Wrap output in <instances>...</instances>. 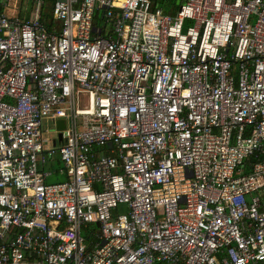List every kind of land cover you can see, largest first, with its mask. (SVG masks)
<instances>
[{
	"label": "built area",
	"instance_id": "built-area-1",
	"mask_svg": "<svg viewBox=\"0 0 264 264\" xmlns=\"http://www.w3.org/2000/svg\"><path fill=\"white\" fill-rule=\"evenodd\" d=\"M18 1L0 0V264H264V0H55L51 29L46 0ZM55 160L67 180L46 183Z\"/></svg>",
	"mask_w": 264,
	"mask_h": 264
},
{
	"label": "rangeland",
	"instance_id": "rangeland-1",
	"mask_svg": "<svg viewBox=\"0 0 264 264\" xmlns=\"http://www.w3.org/2000/svg\"><path fill=\"white\" fill-rule=\"evenodd\" d=\"M166 1V0H163ZM175 1V0H173ZM185 29V28H184ZM183 29V30H184ZM79 105L84 107L87 105V95L86 93H81L79 96ZM42 137L47 138L48 140H51L57 136L56 133V127L52 121H50L48 118H44L42 122ZM50 144L49 142L44 143V147H48ZM63 164L62 162L54 161L51 166L49 163H46L44 166L45 171H54L51 175L46 177V183H59L64 182L67 180L66 173H60L59 169L62 168Z\"/></svg>",
	"mask_w": 264,
	"mask_h": 264
},
{
	"label": "crops",
	"instance_id": "crops-1",
	"mask_svg": "<svg viewBox=\"0 0 264 264\" xmlns=\"http://www.w3.org/2000/svg\"><path fill=\"white\" fill-rule=\"evenodd\" d=\"M156 1H157V4L155 3V0H154L155 5L156 6L159 5L158 7H161L162 10L164 12H166V13H174L175 10H176V8H177V6H178V3H179V0H175V1H173V0H166L164 2H166L167 5L163 7V5H160L159 4L158 0H156ZM32 5L33 4H32V2L30 0H20V1H18L17 4H16V9L14 10L15 11V14L16 15L19 14L20 16L25 17V18L26 17H30L32 15V12H33L32 11L33 10ZM52 5L50 7L47 5L44 8L43 13H42V16H41V18H42L44 13H49V15L46 16V20L44 21V23H47V25H51L50 19H51V7H52ZM53 162L50 163V166H51V164Z\"/></svg>",
	"mask_w": 264,
	"mask_h": 264
},
{
	"label": "trees",
	"instance_id": "trees-1",
	"mask_svg": "<svg viewBox=\"0 0 264 264\" xmlns=\"http://www.w3.org/2000/svg\"><path fill=\"white\" fill-rule=\"evenodd\" d=\"M54 1L55 0H46L43 7L45 8L47 5L50 7L54 3ZM158 2H159L160 5H163V7L167 5L166 2H164L163 0H158ZM155 3L157 4V1L156 0H155ZM48 15H49V13H44L43 14V17H42L43 21L46 20V16H48ZM45 24L47 25V23H45ZM47 27L51 29V26L50 25H47Z\"/></svg>",
	"mask_w": 264,
	"mask_h": 264
},
{
	"label": "water",
	"instance_id": "water-1",
	"mask_svg": "<svg viewBox=\"0 0 264 264\" xmlns=\"http://www.w3.org/2000/svg\"><path fill=\"white\" fill-rule=\"evenodd\" d=\"M56 127L58 130H61L64 128V120L63 119H58L56 122ZM58 141H61V133L59 132L57 135Z\"/></svg>",
	"mask_w": 264,
	"mask_h": 264
}]
</instances>
